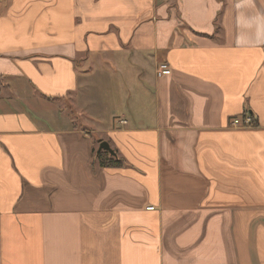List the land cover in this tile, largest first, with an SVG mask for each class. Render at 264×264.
Here are the masks:
<instances>
[{
	"label": "crops",
	"instance_id": "0c3cea01",
	"mask_svg": "<svg viewBox=\"0 0 264 264\" xmlns=\"http://www.w3.org/2000/svg\"><path fill=\"white\" fill-rule=\"evenodd\" d=\"M0 264H264V0H0Z\"/></svg>",
	"mask_w": 264,
	"mask_h": 264
},
{
	"label": "built area",
	"instance_id": "2783aa9c",
	"mask_svg": "<svg viewBox=\"0 0 264 264\" xmlns=\"http://www.w3.org/2000/svg\"><path fill=\"white\" fill-rule=\"evenodd\" d=\"M171 73V69L169 67L168 64H160L158 69H157V76L158 77H164V76H168ZM251 124V119L249 117L240 120V119H236L233 123L234 126L236 127H243V126H249ZM149 210H153V208H150Z\"/></svg>",
	"mask_w": 264,
	"mask_h": 264
},
{
	"label": "water",
	"instance_id": "95a60500",
	"mask_svg": "<svg viewBox=\"0 0 264 264\" xmlns=\"http://www.w3.org/2000/svg\"><path fill=\"white\" fill-rule=\"evenodd\" d=\"M106 151L109 152L111 155H114V152L112 151L110 145L106 142H102L99 147V152Z\"/></svg>",
	"mask_w": 264,
	"mask_h": 264
},
{
	"label": "trees",
	"instance_id": "16d2710c",
	"mask_svg": "<svg viewBox=\"0 0 264 264\" xmlns=\"http://www.w3.org/2000/svg\"><path fill=\"white\" fill-rule=\"evenodd\" d=\"M104 152H106V151H101V152H99V153H98V157L101 158V157H102V154H104ZM110 164H112V165H119V164H121V163H120V161H114V160H111V162L108 163V165H110ZM101 165H105L104 162H102V160H101Z\"/></svg>",
	"mask_w": 264,
	"mask_h": 264
},
{
	"label": "rangeland",
	"instance_id": "374dc122",
	"mask_svg": "<svg viewBox=\"0 0 264 264\" xmlns=\"http://www.w3.org/2000/svg\"><path fill=\"white\" fill-rule=\"evenodd\" d=\"M99 147H100V145L97 147V149H96V153H99ZM105 153V152H104ZM107 153V152H106ZM111 155V154H110ZM113 156V155H112Z\"/></svg>",
	"mask_w": 264,
	"mask_h": 264
}]
</instances>
